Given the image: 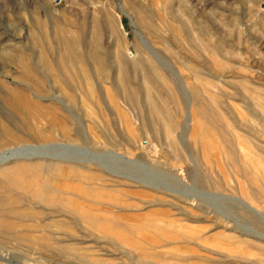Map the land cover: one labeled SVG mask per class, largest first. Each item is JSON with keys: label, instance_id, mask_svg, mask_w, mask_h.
Listing matches in <instances>:
<instances>
[{"label": "rangeland", "instance_id": "374dc122", "mask_svg": "<svg viewBox=\"0 0 264 264\" xmlns=\"http://www.w3.org/2000/svg\"><path fill=\"white\" fill-rule=\"evenodd\" d=\"M4 151L0 264H264V0H0Z\"/></svg>", "mask_w": 264, "mask_h": 264}, {"label": "bare ground", "instance_id": "6f19581e", "mask_svg": "<svg viewBox=\"0 0 264 264\" xmlns=\"http://www.w3.org/2000/svg\"><path fill=\"white\" fill-rule=\"evenodd\" d=\"M15 152L14 151H4V153L3 154H1L0 155V165H3L4 163H8V162H10L11 160H16V159H19L20 157H17L15 154H14ZM114 154V153H113ZM115 155L116 156H122V155H120V154H117V153H115ZM39 156L41 157V158H47L48 157V155H46V154H39ZM38 156V157H39ZM25 158V157H24ZM123 158V157H122ZM54 159V158H53ZM40 163V162H39ZM3 175H5L4 173H3ZM0 179H1V177H0ZM4 180V179H3ZM2 180V181H3ZM3 183V182H2ZM3 188V187H2ZM7 189V188H6ZM7 192V191H6ZM13 202L12 203H14L15 201L14 200H12ZM18 201V200H17ZM16 203V202H15ZM14 203V204H15Z\"/></svg>", "mask_w": 264, "mask_h": 264}]
</instances>
